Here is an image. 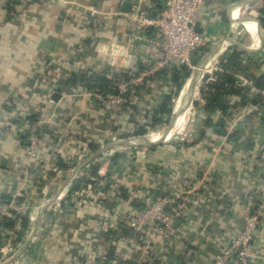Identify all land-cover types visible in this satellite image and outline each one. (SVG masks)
<instances>
[{
	"label": "crops",
	"instance_id": "crops-1",
	"mask_svg": "<svg viewBox=\"0 0 264 264\" xmlns=\"http://www.w3.org/2000/svg\"><path fill=\"white\" fill-rule=\"evenodd\" d=\"M159 1H152L154 9ZM124 2L21 0L10 10V0H0V210L16 206L21 193L28 197L16 206L28 215L27 226L8 230L15 234L17 229L20 236L7 240L0 233V264H103L112 251L120 264H212L240 233L244 213L264 195L263 107L246 109L237 99L228 100L236 114L228 131L218 136L202 130L195 139L186 141L185 135L175 144L166 143L170 134L158 142L149 134L122 139L116 130H124L131 118L118 120L116 113L96 105L82 83L71 82L73 75L121 67L125 72L139 64L150 69L158 59L153 32L147 36L151 43L131 41ZM136 2L131 0L132 7ZM263 8L264 0H210L203 6L200 64L210 58L209 67L216 62L220 67L225 55L238 48L250 73L263 75ZM45 41L53 50L43 46ZM193 77L196 89L191 93ZM199 79L191 72L185 82L189 88L183 87L189 113L198 102L193 96L200 95ZM163 86L159 82L155 89ZM55 94L60 95L57 101ZM32 114L39 116L35 159L28 157L21 138L20 115ZM179 124L184 125L182 119L167 127ZM58 159L72 166L59 168ZM92 167L99 168L97 175ZM96 178L110 181V191L98 197L87 192L84 200L70 195L79 181ZM139 183L154 201L182 196L181 215L155 243L141 241L121 221L133 217L142 201H136L138 208L128 206L115 187ZM121 234L123 240L117 238ZM251 246L256 256L251 264H264V220Z\"/></svg>",
	"mask_w": 264,
	"mask_h": 264
},
{
	"label": "trees",
	"instance_id": "trees-1",
	"mask_svg": "<svg viewBox=\"0 0 264 264\" xmlns=\"http://www.w3.org/2000/svg\"><path fill=\"white\" fill-rule=\"evenodd\" d=\"M20 1L21 0H10V10H13L12 8L15 4H20ZM261 14L264 15V8L261 10ZM259 23L260 27L264 30V19L261 18ZM151 34L152 32L148 33V35ZM245 61L246 57L244 52L238 48L228 52L220 61V71L213 72V81L205 82L200 89V95L205 101V105L200 107L199 102H196L194 106L196 109L201 108L203 114L206 116V127L208 130H211V133L221 135L228 131L227 123L231 122L236 114V110L232 109V106H230L231 104H227L228 100L232 102V100L237 99L239 103H241V106L246 109L253 106L264 108L261 97L252 90V87L257 90L264 89V74L255 75L250 73V67ZM147 71H149V68L139 64L136 69L132 68L120 75L125 79L130 80L131 78H138L141 74ZM247 72H249L248 81L252 84V87L238 88L235 85V76L245 75ZM190 75L191 71L188 68L173 65L169 69H163L154 75L146 77L142 85L131 87L128 92L123 95V104L116 112L117 118L120 121L126 116L131 118V120L126 123L124 130H116V132L119 131L120 138H142L150 132L169 126L175 115V100L179 98L180 92L182 91L185 82L190 78ZM118 76L119 73L116 71L99 74L90 73L89 75H83L80 78L73 75L71 82L82 83L89 92L99 94L102 97H108L109 95H114L115 83L116 81L118 82ZM113 77L115 78V81L112 80ZM159 82H165V86L160 90H156V84ZM93 100L95 103L97 102L96 99L93 98ZM145 106H147V109L144 108ZM20 116L23 121L29 120L32 123H37L39 120L38 114ZM260 117L261 121L264 123V114ZM21 135V138L25 140V146L27 145V151V129L23 130ZM237 136L238 132L231 135V138ZM58 161L59 168H68L72 166V163L66 164L60 159H58ZM115 162L117 163V160ZM91 170L92 175H97L99 168L92 167ZM30 178H33V175L30 174ZM106 180L107 179L100 180L96 178L93 182L88 183L83 179L72 189L70 195H76L77 200H84L86 196L88 197V195H86L87 192L89 196H97V194H100L101 192H108L110 191L111 184L110 181ZM115 191H117V195L123 200V203L132 208H138L136 205L137 200L142 201V204L139 205L141 206L140 209L145 208L154 202L151 193H148L146 187H143L140 183L130 188H125L120 184H117ZM26 192H28L27 189ZM21 194L15 199L16 206L20 207L23 206V204H26V201L28 200V197L22 196ZM6 199L10 200L9 197H6ZM89 199L91 200L90 197ZM96 201L98 200H91V202H94L95 204L97 203ZM20 222L23 227L27 226L28 215L15 210H9L4 219L3 227L6 230H12ZM124 237L125 236L122 234L117 236V238L121 240H123ZM2 241L3 239H1L0 235V245L2 244ZM101 262L103 264H120L113 258V251L108 252V257L103 261L101 260Z\"/></svg>",
	"mask_w": 264,
	"mask_h": 264
},
{
	"label": "built area",
	"instance_id": "built-area-1",
	"mask_svg": "<svg viewBox=\"0 0 264 264\" xmlns=\"http://www.w3.org/2000/svg\"><path fill=\"white\" fill-rule=\"evenodd\" d=\"M152 1L137 0L130 13L123 14V17L130 25L132 42L151 43L152 40L147 36L149 32L154 33L153 37L156 38L155 43L159 57L149 71L141 74L138 78L125 79L121 76L123 73L121 67L122 69L117 71L119 73L118 82L115 83L117 95L102 97L92 93V98L97 101L96 105L111 115H114L121 108L123 95L131 87L142 85L146 77L163 69H169L173 65L186 67L192 72L193 66L197 63L196 60L201 56L203 42L200 34L196 31V25L199 21L201 8L210 0H161V8L157 10L155 17L151 16L154 9ZM113 65L115 66V64ZM214 70L220 71L219 65ZM112 80L115 81V78L113 77ZM235 80L238 88L252 87V84L243 75L235 76ZM252 90L261 97L264 104V89L257 90L252 87ZM22 124L28 131L27 155L29 158L35 159L38 157L40 149L38 123L25 120ZM181 197V195L174 194L154 201L140 209L134 217L121 221L141 241H146L147 244L155 243L170 233L173 223L181 215L184 209V205L179 203ZM9 210L18 211L19 208L12 206L0 210V233L7 240L10 238L17 239L20 236L17 229L14 234L3 227L4 219ZM263 220L264 195L258 203L254 204L252 209L244 213L240 233L223 249L221 255L212 264H251L256 258L252 252L251 241L258 231L259 223ZM18 227L23 229L21 222L18 223ZM137 264L144 263L138 261Z\"/></svg>",
	"mask_w": 264,
	"mask_h": 264
},
{
	"label": "rangeland",
	"instance_id": "rangeland-1",
	"mask_svg": "<svg viewBox=\"0 0 264 264\" xmlns=\"http://www.w3.org/2000/svg\"><path fill=\"white\" fill-rule=\"evenodd\" d=\"M203 58H202V55H201L196 60L197 63L195 64V66H193V69H192V75L197 74L198 77H200V79H199V81L197 83L198 90L201 89V87L203 86V83H205V82H212L213 81V78H214L213 77V72L215 71L214 69H216L217 66L219 65V64H216L217 63L216 62L214 65H212V67H208L209 62L211 61L210 58L209 59L207 58L206 65H202V64H200L201 63L200 61ZM198 94H199V91H198ZM196 101H198L200 103V105L202 104L201 106H203V102H202L203 100L201 99V96L200 95H198V98H197ZM175 105H176V100H175ZM193 108H194L193 109V113H192L193 116L191 118L192 120L190 122L187 135L184 137V139H186V141L187 140H193V139H195L196 135H199L202 130H203V132L205 131V133L208 130V128L206 127V125L204 126V124H205V116L202 113L201 108L200 109H196L194 106H193ZM173 128H174V125L172 127H166V128H163V129H160V130H157V131L150 132L149 133V137H150V134L152 136H154V134H155V135H158L159 137H162L163 138L164 135H166V136L169 135L170 132L173 130ZM192 131H193V133H192ZM206 135H207V133H206ZM216 135L218 136V134H216ZM160 139H157V140L160 141ZM179 142H181L180 139H178V137L175 138V135H173V134L166 141L167 144H175V143H179ZM140 143L141 142L136 143V146L139 147L140 146Z\"/></svg>",
	"mask_w": 264,
	"mask_h": 264
},
{
	"label": "bare ground",
	"instance_id": "bare-ground-1",
	"mask_svg": "<svg viewBox=\"0 0 264 264\" xmlns=\"http://www.w3.org/2000/svg\"><path fill=\"white\" fill-rule=\"evenodd\" d=\"M225 47H226V45L223 46L222 50ZM208 67H209V65H208ZM185 88L188 89L189 88V84ZM186 97H187V93L184 90V92L182 94V97H181V100L179 101V104H178V107H177V110H178L179 114H178V116L175 119V124L179 123V121H181V119H182V123H184V125L179 124L180 125L179 128H178V125L173 128V130H172L173 132L171 131L170 135H172V134L175 135V138L184 137L185 135H187V132H188V129H189V125H190V119L192 118V115H193L192 112L189 113V110L187 108L189 103L187 102L188 100H186ZM193 97H195V99H196L198 97V94L196 93V95L193 96ZM176 128H178V129H176ZM156 138L157 139L161 138V139L164 140V139L167 138V136L165 137V135H164V137L162 138V137H159L158 135L154 134V136L151 135L149 139H151L152 141H158Z\"/></svg>",
	"mask_w": 264,
	"mask_h": 264
},
{
	"label": "water",
	"instance_id": "water-1",
	"mask_svg": "<svg viewBox=\"0 0 264 264\" xmlns=\"http://www.w3.org/2000/svg\"><path fill=\"white\" fill-rule=\"evenodd\" d=\"M131 7H132V3H131V0H125V2L123 3V5H122V11L124 12V13H126V14H128V13H130V11H131ZM161 8V2L159 1L158 3H157V5H156V9H154L153 11H152V13H151V16L152 17H155L156 16V14H157V10L158 9H160ZM196 31L199 33V34H201L202 33V29L200 28V24H199V22L197 23V25H196ZM43 46L44 47H46L47 49H49V50H53V48H54V45L52 44V43H50V42H48V41H45L44 43H43ZM196 77H193V79H191V85H190V87H191V93H193L194 91H195V89H196V79H195ZM249 78V74L248 73H245V79H248ZM190 81V80H189ZM188 83V82H187ZM187 83L185 84V86H184V88L186 87V85H187ZM184 88H183V90H184ZM183 90H182V92H183ZM182 92H181V96H182ZM118 93H117V91H115L114 92V95H117ZM59 94H55L54 95V100L55 101H57L58 100V98H59ZM178 110L177 111H175V115H174V118H173V121L171 122V124L172 123H174V121H175V119H176V117L178 116ZM47 126V125H46Z\"/></svg>",
	"mask_w": 264,
	"mask_h": 264
}]
</instances>
